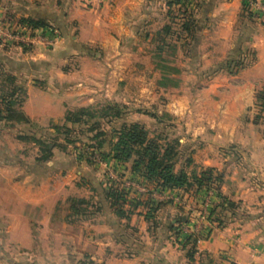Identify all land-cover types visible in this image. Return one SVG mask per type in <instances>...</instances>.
I'll use <instances>...</instances> for the list:
<instances>
[{
    "label": "crops",
    "instance_id": "crops-1",
    "mask_svg": "<svg viewBox=\"0 0 264 264\" xmlns=\"http://www.w3.org/2000/svg\"><path fill=\"white\" fill-rule=\"evenodd\" d=\"M170 3L114 0L86 8L77 0H0L7 17L43 21L62 34L52 51L0 46V71L30 75L23 112L39 125L63 120L72 105L85 101H138L139 96L128 102L122 89L129 98L135 89L146 99L151 89L166 93L159 114L178 121L189 166L211 172L215 208L219 201L234 204L220 219L213 216L211 233L199 239L197 250L216 262L221 255V264H264V25L240 0H204L195 14L200 37L192 49L163 33ZM233 59L241 64L233 65L234 73L208 77V71ZM87 90L95 93L84 96ZM26 131L21 126L18 137ZM4 134L0 123V264H182L178 248L173 250L178 256L164 253L166 243L149 253L130 251L131 244L127 248L117 236L111 212L106 221L59 219L58 204L69 195L75 168L58 165L62 171L53 177L40 173L37 146L20 137L7 146ZM119 167L129 171L127 177H137L130 164ZM92 181L107 189L105 181ZM46 182L48 187H39ZM141 245L149 247L145 241Z\"/></svg>",
    "mask_w": 264,
    "mask_h": 264
},
{
    "label": "rangeland",
    "instance_id": "rangeland-1",
    "mask_svg": "<svg viewBox=\"0 0 264 264\" xmlns=\"http://www.w3.org/2000/svg\"><path fill=\"white\" fill-rule=\"evenodd\" d=\"M176 1L177 0H171V3L175 4L171 8L169 7L167 12L169 14H167L169 18L168 25L173 28L170 40L176 41L181 45L190 44L191 46V40L189 36L185 32H183L181 26L186 22V20L189 19L190 14L194 13L195 15L197 13L191 12L192 9L190 8V6H196V3L199 2V10L204 0H184L185 3L181 2L180 4L176 3ZM178 4L180 6H178ZM194 19L196 18L194 17ZM0 46L3 47V49L7 48L2 45ZM6 50H10V48ZM176 60L180 62L181 58L180 60ZM3 74L11 75L15 78V81L8 82V85L6 87L10 90L13 88V85L15 86V95L18 101L16 110L23 114V104L26 98V88L29 84L30 75L28 73V75L25 74V72L16 74L3 70V72L0 71V85L6 79V77H3ZM151 90L153 92L152 97H150V99H146L140 96L142 92L139 89H135L134 91H132L133 95H131V98H129L130 92H125V89H122L121 94L123 97L124 95H127L126 99H128V102L130 99H134L139 96L137 97L138 101H133V103H130L129 105L122 102L120 99L116 101L112 97L111 100L102 99L99 102H94L92 104L85 101L81 103L80 106L78 105L79 107L76 105H72L73 107L70 111L76 112L81 109L99 110L108 107L110 104L117 105L122 108L124 113H126V121L130 123L138 122L146 126L149 131L150 139H158L159 143H161L162 145L179 141V157L176 169H184V171L190 176H192L193 173L197 176H202V173L205 172L204 169L196 172L193 171V168L188 164L190 155L186 148V146L188 147V144H185L186 142L183 138L184 134L178 121L174 120L173 117L169 114H166L165 116L159 114L160 110L165 106L164 103L167 102V96L165 95L166 93H163L158 89ZM94 93L87 90L85 91V93H83V95L88 96L93 95ZM62 122L63 120L58 121L57 123L48 122L46 125H39L33 122H29L26 124L18 121H12V123L0 122L5 131L3 140L7 146L8 144L11 145L12 143L16 144L18 142L17 138L20 137H18V133L21 126H25L27 129V131L23 132L21 136L33 134L38 138L42 137V139L50 145L57 144L59 146L53 149V157L50 161L44 163L43 165L37 164L36 171L40 173H48L51 177H53L55 175H59L62 171L61 168L58 169V165H63L64 167L66 166V169L64 168L65 170H68L67 168H71L72 165L75 168L71 172V183L70 186H67L68 191L66 190L67 192H69V195L67 194L66 196H63L64 198L61 199L60 203L58 204L59 219H66L67 215L69 214L68 201L71 198L86 199L87 201L92 202L98 201V196H95L94 194L91 195V192H89L88 190L89 187L87 186L89 183L92 190V186H95L96 184H91V182H93V179H96L98 182L103 180L107 184V190L112 188L114 190L125 192L127 203L126 205H124V209L129 217V220L120 219L114 214L115 218L113 217V221L117 225L118 238L121 241L125 242L124 244L127 246V248H129L128 245L130 246L131 244L132 250L130 249V251L136 250L149 253L152 252L151 249L153 250V248L161 245L163 246V244L166 243L167 245H165V248L169 250H165L164 253H166L167 255L172 253L178 256V253L173 251L175 248H178L176 249V251L180 250L179 255L180 257L184 258L182 264H221V260H223L221 255L218 259V262H216V260H212L209 255H205L204 253L200 254L199 251L195 256V260L191 262L187 257L190 247L188 246L187 248H184L182 244H185L186 238L183 236L184 232H186L185 230H189V227L192 226L194 222H196V219H194L192 216V206L193 203H195V199H204L205 197H207L208 191L213 190L212 185L210 188H208L207 186H203L201 189H197L196 186H191L186 189L177 190V194H175L174 192L173 194H169L170 191L166 192V194H163L165 192L162 193L157 184H150L141 177L137 178L138 176L135 179H132L130 176H126V172L128 174L129 171L120 169V164L113 160L112 156H110L111 141L110 143H107L105 145V148L102 151H99L95 149L94 142L90 141V139L88 138L92 137L93 134L90 136L88 134H78V136H72V138H78V142L72 145H68L65 142V137H58L57 132L53 129L54 124L61 125ZM11 127H13L14 129H12V131H8ZM111 127L112 126L107 125L104 126V129L108 131L111 129ZM77 130L75 129L73 131ZM180 140L182 141L180 142ZM116 141V139L112 140L113 143H115ZM27 142L33 143L32 141ZM40 154L41 153L39 150L37 156H40ZM91 155H97L98 157L103 159L104 165H99L95 161H93ZM32 160H34L33 156ZM47 163L50 168L46 167ZM131 169L132 164H130V170ZM84 170L86 171V173L83 174V177H81V175L78 176V172H84ZM41 186L48 187L47 182L44 185H40L39 187ZM127 188H129L128 192ZM141 188L146 190L145 196L138 195L140 193L143 194V192H141L140 190ZM137 192L139 193L137 194ZM154 195L158 198H154ZM212 195L214 199L211 200V209L215 206V195ZM220 203L221 202L219 201V204ZM86 208L93 212L96 211V209L93 207ZM159 208L160 211L158 213ZM161 212L162 217L160 216ZM108 213L107 215H105L106 213L104 212L98 213L94 218L97 219L99 216H101V218L106 221L107 219H110ZM94 218H92L91 221L95 220ZM175 218L178 221L176 223H173L172 220H174ZM200 220L201 219H197L198 222H200ZM74 223L80 224L81 221H77ZM142 223L143 225L141 227V230L143 228L144 230H146V232L140 234L139 231L141 230L139 229V226H141ZM202 227H204V225ZM210 233H206L205 231L204 236L198 237L200 239L201 237H205ZM127 240L129 241L127 242ZM143 241L148 242L150 248H145V246L141 245ZM153 241L155 242L154 244Z\"/></svg>",
    "mask_w": 264,
    "mask_h": 264
},
{
    "label": "trees",
    "instance_id": "trees-1",
    "mask_svg": "<svg viewBox=\"0 0 264 264\" xmlns=\"http://www.w3.org/2000/svg\"><path fill=\"white\" fill-rule=\"evenodd\" d=\"M174 4L170 3L169 7L171 8ZM194 17V13L190 14L189 19L181 26L183 32L191 40L192 49H195L200 37V23ZM8 18L14 21L13 18ZM15 21L32 29H39L50 25L46 22L32 19ZM172 29L168 25L163 29V33L171 38ZM233 65L234 68L241 66L236 59H233L225 64L214 67L211 71L207 72V75L208 77H212L223 70L234 73L232 71ZM3 77H6V79L0 85V122L12 123V121H18L26 124L29 123L30 121L25 114L16 110L18 101L15 95V86L13 85V88L10 90L6 87L7 83L14 82L15 78L5 74H3ZM260 99L264 100L263 98ZM125 118L126 113L123 112L121 107L110 104L108 107L99 110L81 109L76 112L68 111L62 124H54L53 129L57 132L58 137H65V142L68 145L78 142V138H72V136H78V134H88L89 136L93 134L92 137L88 138L94 142L95 149L99 151H102L105 145L111 141L110 156H112V159L122 165L132 164L131 171L135 176L143 178L150 184H157L162 192L186 189L191 186H196L197 189H201L203 186L211 187L212 174L210 171H205L202 173V176H197L194 173L190 176L184 169H176L179 157V141L162 145L158 139H150L149 131L145 125L138 122L130 123ZM107 125L112 126L108 131L104 129V126ZM75 129L78 130L73 131ZM114 139L117 140L115 143L112 142ZM20 140L32 141L38 146L41 154L37 157L36 162L41 165L50 161L53 157V149L59 147L57 144L50 145L42 137L38 138L33 134L23 135L20 137ZM216 179L218 181V178ZM92 192L98 196V201L69 199V214L65 219L66 222L74 223L91 220L96 214L101 212H111L120 219L129 220L124 209V205L127 203L124 191L112 188L107 190L101 183H96L95 186H92ZM86 207H93L96 211H90ZM232 208L234 209L233 203L223 201L212 211V217L214 215L221 217L222 212H225L226 209L232 210ZM222 225L223 222L219 220V226ZM198 241L199 237L193 235L185 239V244L182 243L184 248L190 247L187 257L191 262L195 260V256L198 253Z\"/></svg>",
    "mask_w": 264,
    "mask_h": 264
},
{
    "label": "built area",
    "instance_id": "built-area-1",
    "mask_svg": "<svg viewBox=\"0 0 264 264\" xmlns=\"http://www.w3.org/2000/svg\"><path fill=\"white\" fill-rule=\"evenodd\" d=\"M80 1L86 8L93 7L96 4H111L114 0H77ZM180 4L185 3L184 0H177ZM242 2L243 10L251 17L259 21L264 25V4L260 0H240ZM178 4V6H180ZM197 5H191V12H197L199 8V2ZM62 39L61 31L54 25L50 24L46 27L39 29H32L26 25L20 24L18 21H13L8 18L4 12L0 11V45L7 48H18L23 52H31L34 49H43L46 51L55 50ZM93 161L99 165L103 164V159L97 155H91ZM127 188V192H128ZM142 192L145 189H140ZM212 191H208L207 197L204 199L196 198L193 203V218L196 222L190 226L189 230H185L184 237L190 236H204V233H210V226L212 220L211 200H213ZM197 219H201L200 222ZM204 225V227H202ZM182 236V237H183Z\"/></svg>",
    "mask_w": 264,
    "mask_h": 264
}]
</instances>
